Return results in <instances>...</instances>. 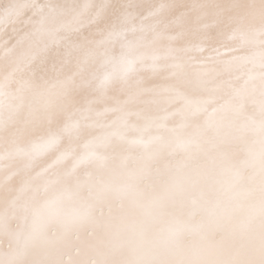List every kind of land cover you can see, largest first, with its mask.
Masks as SVG:
<instances>
[{
	"label": "snow or ice",
	"instance_id": "1",
	"mask_svg": "<svg viewBox=\"0 0 264 264\" xmlns=\"http://www.w3.org/2000/svg\"><path fill=\"white\" fill-rule=\"evenodd\" d=\"M0 264H264V0H0Z\"/></svg>",
	"mask_w": 264,
	"mask_h": 264
}]
</instances>
